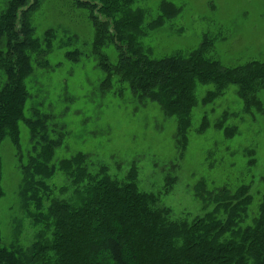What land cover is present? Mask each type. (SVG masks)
<instances>
[{
  "label": "trees",
  "instance_id": "trees-1",
  "mask_svg": "<svg viewBox=\"0 0 264 264\" xmlns=\"http://www.w3.org/2000/svg\"><path fill=\"white\" fill-rule=\"evenodd\" d=\"M41 1L8 0L0 8V148L3 152L6 139L12 145L10 155L4 152L9 158L7 191L15 192V202L10 197L2 208L5 228L0 221V264H264V192L255 213L254 195L247 184L235 194L221 190L213 196L212 206L203 208L205 213L180 218L172 216V209L161 203L157 193L137 189L131 171L120 180L106 166L92 168V161L82 152L56 164L71 181V194H67L69 186L47 181L57 174L48 163L51 144L43 133L49 129L46 119L50 118L43 107L51 103L52 93L47 97L35 94L39 69L33 64L51 68L44 43L54 45L56 26L45 28L44 40L36 36L32 13ZM166 1L170 0L161 2L160 13L150 20L147 10L135 5L136 0H43L38 15L55 14L77 28L80 21L89 23L88 33L78 29L73 37L94 44L98 65L106 73L102 88L109 89L117 76L116 85L123 89L128 82L135 92L158 98L168 114L182 120L194 102L192 91L198 80L212 81L218 88L235 82L245 100L249 83L256 90L264 87V59L226 66L209 55V38L199 48L154 55L150 38L141 41L137 34L151 24L165 25L164 7H179ZM90 6L103 21L90 16ZM145 20L148 24L142 26ZM118 39L126 45L115 44L109 52L99 48ZM75 49L69 53L66 47L60 48L70 63L75 61ZM57 63L56 70H62L65 61ZM63 75L61 84L65 85L68 74ZM2 161L0 151V197L5 195ZM17 163L22 172L16 170ZM14 209L27 211L46 230L31 246L21 244L20 216L13 215Z\"/></svg>",
  "mask_w": 264,
  "mask_h": 264
},
{
  "label": "rangeland",
  "instance_id": "rangeland-1",
  "mask_svg": "<svg viewBox=\"0 0 264 264\" xmlns=\"http://www.w3.org/2000/svg\"><path fill=\"white\" fill-rule=\"evenodd\" d=\"M7 1L0 0V8ZM163 1L136 0L135 5L145 8L150 20L160 13ZM172 1L179 7H164L163 27L151 24L137 34L141 41L150 38L154 55L199 48L203 40L209 38L208 48H212L209 55L226 66L240 65L252 58L264 59V0L166 2ZM42 2L40 10L44 8ZM39 9L32 13L36 36L44 40L45 28L56 26L54 45L44 43L51 68L33 64L34 69H39L35 94L47 97L52 93L48 99L51 103L43 107V112L50 116L46 119L49 129L43 133L45 141L51 144L52 157L48 163L57 174L48 182L58 187L69 186L67 194H71L73 185L56 164L82 152L92 161V168L106 166L120 180L131 171L137 189L157 193L161 203L172 209L174 217L192 218L205 213L203 208L212 206L213 196L223 189L235 194L242 184H247L254 195L253 211L257 213L264 192L263 86L256 90L254 84L249 83L245 100L235 82L218 88L212 81L198 80L192 91L194 102L186 119L182 120L168 114L158 98L135 92L128 82H124L123 89L116 85L117 76L109 89L102 88L106 73L98 65L94 44L73 37L78 29L88 33L89 23L80 21L81 27L77 28L67 20H59L55 14L38 15ZM90 10L93 19L103 21L98 11L91 6ZM81 14L85 19L84 11ZM107 15L102 11V17L108 19ZM69 24L73 27H66ZM147 24L145 20L141 25ZM119 43L126 45L125 40L118 39L115 43L106 41L99 48L109 52ZM63 47L69 53L78 48L73 55L74 62L63 57L60 50ZM59 60L65 61L62 70H56ZM110 61H114L111 54ZM63 74H68L65 85L61 84L65 79ZM54 139L58 143H51ZM6 140L3 152L0 148L5 189L4 197L3 194L0 197V200L3 197L0 203L2 230L5 228L1 217L5 200L11 197L15 202V192L7 191L9 158L4 150L9 155L13 151ZM38 153L37 150L36 157ZM24 162L28 167V158ZM16 170L23 171L20 163ZM48 203L46 199L45 207ZM12 213L20 216L17 225L23 246H31L38 236L46 233L27 211L14 209Z\"/></svg>",
  "mask_w": 264,
  "mask_h": 264
}]
</instances>
